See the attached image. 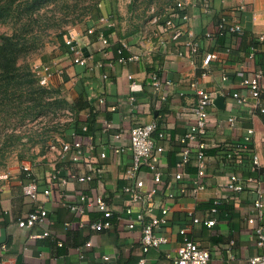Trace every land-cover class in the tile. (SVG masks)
Masks as SVG:
<instances>
[{
	"label": "crops",
	"instance_id": "obj_1",
	"mask_svg": "<svg viewBox=\"0 0 264 264\" xmlns=\"http://www.w3.org/2000/svg\"><path fill=\"white\" fill-rule=\"evenodd\" d=\"M177 1L184 3V8L177 12L189 16L182 28L192 31L193 39L199 44L193 63L184 37L160 41L170 33L163 26L168 17L166 7L157 13L160 14L158 22L153 23V15L141 22L134 18L132 10L123 16L115 3L110 10L84 20L69 33L86 58L85 65L71 61L65 40L45 59L34 63L56 62L48 80L49 89L53 97L75 109L74 121L65 124L61 134L67 140L78 138L84 155L78 162L69 160L71 153L56 159L45 143L40 145L41 150L36 146L35 156L30 160H17L0 170V173L9 172L8 178L0 180V264H105L103 255L109 256V264H133L143 255L146 264H173L171 257L181 241L178 233L181 227L188 230V235L200 247L208 250L210 259L206 264H246L249 257L264 252V247L256 245L253 233L259 224L257 214L252 212L256 198L254 185L248 183L239 192L225 188L232 173L242 179L259 181L264 187V115L253 105L249 89L241 84L256 69L264 72V0ZM222 17L229 24L241 25L242 32L217 36V24ZM205 33L210 36L205 37ZM100 34L108 39L107 44L98 39ZM251 44L256 48L252 59L248 57ZM212 51L216 52V59L207 67L201 66L203 54ZM133 54L142 56L138 61L125 60ZM152 75L162 80L160 93L151 86ZM192 82L213 99L218 95L224 97L222 108L208 107V128L203 137L206 188L197 196L189 188L197 171L193 154L183 169V179L176 181L172 176L182 147L179 138L189 129L193 118L191 107L196 96ZM233 93L245 97L246 102H239ZM261 93L260 104L264 107V76ZM230 117L234 118L233 125L228 123ZM105 121L109 124L106 130ZM149 121H154L156 131L161 130L167 136L159 163L162 182L156 199H162L168 191L176 197L168 200L171 209L166 223L156 228L167 241L144 254L140 248V226L136 223L129 228V215L124 211L127 197L122 191V174L131 164V153L108 154L106 159H101L99 152L108 144L120 143L115 134L120 133L124 142L132 126ZM84 125L86 130L82 129ZM247 129H253V134L245 142ZM236 143L242 145L236 148ZM253 156L257 157L256 164ZM22 162L30 165L40 186L51 187L48 196L40 194L32 201L23 195ZM90 164L103 167L93 179L79 182L68 177L71 173H87ZM56 170L68 178L66 184L51 179ZM140 175L149 181L145 169ZM80 191L100 194L112 207L114 216L110 228L101 231L80 228L78 215L61 205L63 198L76 200ZM215 201H218L217 211L212 212ZM38 204L47 212L45 220L31 228L19 227L17 219ZM159 204L158 201L156 205ZM134 210H137L135 205ZM188 210L202 219L215 218L216 223L211 227L194 224ZM157 211L155 206L151 209V213ZM100 216L91 208L87 209L84 219L94 221ZM248 217L254 221L249 222ZM45 230L49 233L47 236L30 237ZM88 240L92 245L85 247ZM77 247L81 250L77 251Z\"/></svg>",
	"mask_w": 264,
	"mask_h": 264
},
{
	"label": "built area",
	"instance_id": "obj_2",
	"mask_svg": "<svg viewBox=\"0 0 264 264\" xmlns=\"http://www.w3.org/2000/svg\"><path fill=\"white\" fill-rule=\"evenodd\" d=\"M202 2H208L209 0H201ZM184 8L182 1H177L173 6H167L165 9L168 13V17L163 21V26L167 27L170 33L162 36L161 43L169 41H177L181 37H184V44L189 50V59L193 63L194 57L199 53L198 41L193 39L192 31L184 30L182 25L188 21V14L178 13L177 11ZM153 10V8H151ZM153 23H157L160 19V14H153L151 18ZM100 20H104L101 18ZM91 31V30H90ZM217 31L225 34L241 33L242 27L239 24H229L224 17L220 19L217 24ZM210 33H205V37H209ZM98 39L107 44L108 39L102 34ZM260 40L263 36L259 37ZM65 45L71 54V61L74 64L85 65L86 58L83 57L82 52L78 45L74 42L72 37L65 40ZM256 48L252 47L248 53V57L252 59L254 57ZM142 54H133L126 58L127 61H138ZM216 52H206L201 59V66L207 67L214 59H216ZM56 62L51 64H35L33 66L34 74L37 78L39 85L49 89L48 80L52 75L53 69L56 68ZM55 67V68H54ZM59 71V69H56ZM264 72L261 68L254 71L251 77L243 78L241 84L249 89L250 96L254 100L253 105L259 108L260 112H264V107L260 104V93L262 86V78ZM131 78V76H129ZM151 86L154 91H161L162 80L156 75H152ZM225 79V77H222ZM169 83L168 81H165ZM191 87L194 88V94L196 96L194 104L191 107L193 118L189 125V129L179 138V143L182 147L179 150V161L175 165V169L172 171L174 180L180 181L184 177L183 169L190 163L191 155L195 157V165L197 168L195 176L190 183V192L193 196H197L199 192L206 188L205 183V141L203 137L206 134L208 128V107L214 106L213 97L202 88H198L195 82L191 83ZM233 97L241 103L246 102V98L240 96L238 93H233ZM133 99V97H130ZM102 103L103 99H99ZM46 121L51 126L58 127V131H52V135L47 139V149L52 151L56 155V159H63L69 153V160L71 162H78L82 159L84 151L82 148V142L73 137L71 140L64 138L61 134V126L74 121L75 112L69 107H62L58 111H51L37 117L32 122ZM45 119V120H44ZM230 125L234 124V118H228ZM104 130L109 126L108 122H104ZM50 126V127H51ZM156 123L149 121L145 123H136L131 127L129 135L126 141L123 142L121 134H115V139L120 141L117 144H108L105 149L99 152L101 159H106L108 154L117 155L125 152L131 153V164L124 170L122 179L124 185L122 191L127 197V205L125 207V213L129 215L128 227L133 228L136 223L139 224L141 229L140 248L141 251L146 254L151 248H158L160 245L167 241V238L157 233L156 228L166 223L167 214L171 209V205L168 200H173L176 196L173 192H166L165 196L157 200L159 191V184L162 182V172L159 167L162 154L164 152L163 141L167 136L165 132L156 131ZM83 130H86V125L82 126ZM253 134V129H247V133L243 140L248 142ZM240 146V145H237ZM257 157L253 156V163L256 164ZM20 169L23 173V182L21 185L22 193L25 197L32 201H36L40 194L48 196L50 194V186H40L36 180V177L29 164L22 162ZM145 169V174L149 181H146V177H141V171ZM103 170L100 164H90L89 171L81 175L69 174L68 177L76 178L79 182H86L95 177ZM9 172L0 173V180L8 178ZM51 179H58L62 184H66L68 178L62 176L59 170H56L51 175ZM248 183L254 185L256 198L253 201L252 212L257 214L259 224L254 228L253 233L255 236V243L259 247H264V187L260 182H255L252 178L242 179L237 173H232L229 176L228 181L225 184V188L232 192H239L244 189V186ZM181 192H184V188H180ZM160 202L159 205H156ZM218 201L214 202V207L211 208L212 212H216V205ZM61 205L72 213L78 215V225L80 228H88L91 231H101L110 228L111 220L114 216L112 207L105 201L100 194H89L83 191L78 192L76 200L61 199ZM134 205L137 206V210H134ZM157 207L156 214L151 213L153 207ZM94 208L101 216L99 219L89 221L84 219L87 209ZM139 208V209H138ZM134 213V214H133ZM133 214V215H132ZM47 212L40 204L33 206L25 215L17 219V225L21 228H31L35 225L41 224L46 218ZM191 222L194 224H203L207 227H211L216 223V219H202L194 215L193 210H188ZM249 222H253L252 217H248ZM188 230L185 227H181L178 233L181 235V241L175 248V252L171 257L173 264H206L210 259L208 250L200 247L194 239L188 235ZM48 231H43L40 234L31 235V238L47 236ZM59 246L62 242H57ZM92 245L91 240L85 242V247ZM77 251L81 250V247L76 248ZM103 261L105 264H109V256L103 255ZM133 264H146L145 256H141ZM246 264H264V252L249 257L246 260Z\"/></svg>",
	"mask_w": 264,
	"mask_h": 264
},
{
	"label": "rangeland",
	"instance_id": "obj_3",
	"mask_svg": "<svg viewBox=\"0 0 264 264\" xmlns=\"http://www.w3.org/2000/svg\"><path fill=\"white\" fill-rule=\"evenodd\" d=\"M30 1H16L20 4L16 9V12L21 10L20 18L0 23V33L11 34L17 29L20 33L23 32L26 2ZM175 2L177 0H50L33 14V18L26 25L28 39L25 46L20 47L22 49L18 55L17 65L27 66L34 72L33 66L36 61L49 56L50 52L69 38V33L82 25L84 20L95 17L107 9L110 10L112 3L120 7L123 16L132 10L134 18L144 22L153 14L162 11V8L172 6ZM22 38L20 37V41ZM15 86V83L10 86L13 92L11 101L4 100L2 102L4 105L0 103V170L17 160L22 161L21 157L28 160L33 158L36 146L40 149V145L47 143L49 135L53 134L52 131H58V127L51 126L52 124L47 121L42 123L43 117L41 121L32 122L36 118L31 117L35 110L26 99L29 95L21 94ZM36 109L38 110V107ZM22 114L25 115L21 116Z\"/></svg>",
	"mask_w": 264,
	"mask_h": 264
},
{
	"label": "trees",
	"instance_id": "obj_4",
	"mask_svg": "<svg viewBox=\"0 0 264 264\" xmlns=\"http://www.w3.org/2000/svg\"><path fill=\"white\" fill-rule=\"evenodd\" d=\"M16 1L17 0H0V23H4L9 19L14 20L20 18L21 10L16 12V9L20 4ZM49 1L50 0H31L30 2H26V13L24 14L26 21L23 22L25 25L23 32L20 33L17 29L11 34L5 32L0 33V103L3 104L2 102H4V100L11 101L13 92H11L10 86L12 83H15V88L19 89L21 94L27 93L29 95L26 99L29 100L34 107L35 112H33L31 116L33 119L52 111V108L56 110L60 106L66 107L64 100L53 97V93L50 89L38 84L34 72L28 69L27 66L17 65L18 55L22 49L20 47L25 46L28 39L26 38L28 36V27L26 25L33 18V14ZM100 15L101 14H97L96 16ZM33 21L34 19L32 22ZM217 36H225V33L220 34L217 31ZM20 37H23L22 41H20ZM252 47H255L254 44L249 46V50ZM262 93H260V97ZM12 107H14V105ZM37 107L38 110L36 109ZM71 109L75 110L73 108ZM260 113L261 115H264V112ZM23 115L25 114H22L21 116ZM237 145L242 144L236 143V148ZM21 159L27 158L21 157Z\"/></svg>",
	"mask_w": 264,
	"mask_h": 264
},
{
	"label": "water",
	"instance_id": "obj_5",
	"mask_svg": "<svg viewBox=\"0 0 264 264\" xmlns=\"http://www.w3.org/2000/svg\"><path fill=\"white\" fill-rule=\"evenodd\" d=\"M223 101H224V97L222 95H218L216 96V98L214 99L213 103L216 107L218 108H222L223 107Z\"/></svg>",
	"mask_w": 264,
	"mask_h": 264
}]
</instances>
